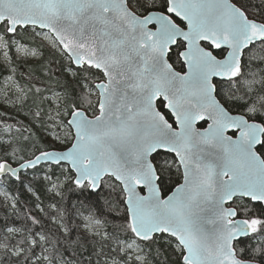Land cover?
I'll return each instance as SVG.
<instances>
[{
	"label": "snow or ice",
	"instance_id": "obj_1",
	"mask_svg": "<svg viewBox=\"0 0 264 264\" xmlns=\"http://www.w3.org/2000/svg\"><path fill=\"white\" fill-rule=\"evenodd\" d=\"M36 37L75 86L35 88L56 146L0 138V180L103 192L107 211L71 259L70 228L5 216L4 264H264V0H0L4 60Z\"/></svg>",
	"mask_w": 264,
	"mask_h": 264
},
{
	"label": "trees",
	"instance_id": "obj_2",
	"mask_svg": "<svg viewBox=\"0 0 264 264\" xmlns=\"http://www.w3.org/2000/svg\"><path fill=\"white\" fill-rule=\"evenodd\" d=\"M22 43H27L29 48L38 52V55L36 57L14 56L15 47H13L12 51L9 52L12 61L8 62L4 60L3 53L0 52V90L7 79L11 81L12 88H14L12 91L9 90L7 97H5L8 105L5 108L0 107V121L3 122L0 124V138L12 139L19 144L23 142L24 137H31L33 143L41 144L38 137L45 135V133L40 130L41 121L34 116V113L41 108L47 111L49 105L40 104L39 99L34 95L35 88H41L44 96L53 98V92L62 93L65 84L69 85L67 90L70 91L71 87L75 86V81L69 73L65 72V67L68 64L67 59L61 56L57 50L51 48L46 41L36 37L34 40H26ZM30 88L32 89L31 92L28 91ZM20 89L24 90L23 93ZM25 93L27 98H25ZM45 122H47L46 116ZM8 126H11V130L3 131ZM48 127L50 128L51 125L49 124ZM33 132L36 133V136H32ZM55 146L51 139L41 144L43 150ZM0 186L15 202L13 208L11 207L13 202L4 204L3 200L0 199V221L7 216L9 220L15 221L16 227H32L27 217L35 216L42 220L45 225L44 232L47 234L60 235V232L57 231V221L72 230L69 238V251L64 252L63 248L59 249L66 259H71L73 255H76V250L71 241L86 235L83 229L84 218L92 215L103 219L102 213L107 211L105 203L107 197L103 192L100 193L99 198L93 196L86 201L83 196L72 191L71 186L63 190L58 189L61 191L59 196L49 190L50 185L46 182L32 183L29 185L32 188L31 192L27 190V187H20L18 181H10L7 178L0 180ZM36 204H40L44 211L40 212L35 207ZM53 204L56 205L55 208L51 207ZM49 229L52 230V233H48ZM2 235L3 233H0V236ZM20 238L19 236L16 237L17 240ZM92 243L93 240L89 235L84 241V247L90 248ZM39 251L38 249V254ZM86 255L87 253H85ZM2 256L3 252L0 251V257ZM0 264H4L3 260H0Z\"/></svg>",
	"mask_w": 264,
	"mask_h": 264
},
{
	"label": "rangeland",
	"instance_id": "obj_3",
	"mask_svg": "<svg viewBox=\"0 0 264 264\" xmlns=\"http://www.w3.org/2000/svg\"><path fill=\"white\" fill-rule=\"evenodd\" d=\"M19 56H23V55H19ZM13 89L14 88H12L11 81L9 79H7L4 82V84L0 90V107L5 108L8 105V101H7V99H5V97H7V92L9 90L12 91ZM3 193H7V192L0 186V199L3 200L4 204L12 203L13 202L12 197L7 193V199H5Z\"/></svg>",
	"mask_w": 264,
	"mask_h": 264
}]
</instances>
